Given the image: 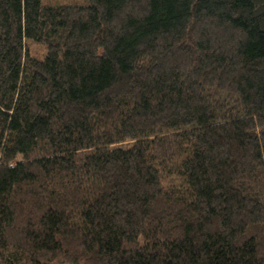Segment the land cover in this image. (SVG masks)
<instances>
[{
    "label": "trees",
    "instance_id": "trees-1",
    "mask_svg": "<svg viewBox=\"0 0 264 264\" xmlns=\"http://www.w3.org/2000/svg\"><path fill=\"white\" fill-rule=\"evenodd\" d=\"M0 0V264H264V0Z\"/></svg>",
    "mask_w": 264,
    "mask_h": 264
},
{
    "label": "rangeland",
    "instance_id": "rangeland-1",
    "mask_svg": "<svg viewBox=\"0 0 264 264\" xmlns=\"http://www.w3.org/2000/svg\"><path fill=\"white\" fill-rule=\"evenodd\" d=\"M59 3L68 5H80L83 4V0H60Z\"/></svg>",
    "mask_w": 264,
    "mask_h": 264
}]
</instances>
